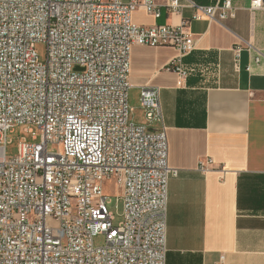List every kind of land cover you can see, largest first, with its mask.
<instances>
[{
	"label": "built area",
	"instance_id": "obj_1",
	"mask_svg": "<svg viewBox=\"0 0 264 264\" xmlns=\"http://www.w3.org/2000/svg\"><path fill=\"white\" fill-rule=\"evenodd\" d=\"M165 6L188 7L195 20L233 14L231 0ZM137 9L161 14L155 0H0V264H166L167 189L178 171L160 87L139 86L145 123L130 119V50L173 46L166 69L185 75L195 40L188 21L133 23ZM21 126L33 141L22 137L7 157L6 133ZM211 163L205 157L199 169ZM112 181L121 188L117 224L104 191Z\"/></svg>",
	"mask_w": 264,
	"mask_h": 264
},
{
	"label": "crops",
	"instance_id": "obj_2",
	"mask_svg": "<svg viewBox=\"0 0 264 264\" xmlns=\"http://www.w3.org/2000/svg\"><path fill=\"white\" fill-rule=\"evenodd\" d=\"M155 2L158 18L137 9L132 22L188 21L195 40L185 75L166 69L178 54L173 46L130 50L131 88L160 87L168 162L178 171L167 189L166 264H264V0L257 9L231 0L233 14L221 22ZM205 157L212 163L202 171Z\"/></svg>",
	"mask_w": 264,
	"mask_h": 264
},
{
	"label": "rangeland",
	"instance_id": "obj_3",
	"mask_svg": "<svg viewBox=\"0 0 264 264\" xmlns=\"http://www.w3.org/2000/svg\"><path fill=\"white\" fill-rule=\"evenodd\" d=\"M39 59L43 60L45 58L46 48L43 43H36L34 45ZM128 103L131 107L130 119L134 123L144 122L143 109L139 103V90L135 88H130L128 92ZM22 137L26 141L30 142L32 140V135L29 132H24L23 127H15L13 130L7 131L6 139L8 143L5 148V155L7 157H12L16 155L18 150V144L22 140ZM104 191L107 195V207L114 214V224H117L122 220V200H121V188L115 182H108L104 185ZM104 242V236L102 234L93 237V244L95 246L102 245Z\"/></svg>",
	"mask_w": 264,
	"mask_h": 264
},
{
	"label": "trees",
	"instance_id": "obj_4",
	"mask_svg": "<svg viewBox=\"0 0 264 264\" xmlns=\"http://www.w3.org/2000/svg\"><path fill=\"white\" fill-rule=\"evenodd\" d=\"M199 4V3H198Z\"/></svg>",
	"mask_w": 264,
	"mask_h": 264
}]
</instances>
